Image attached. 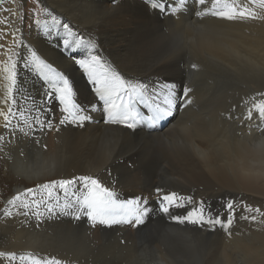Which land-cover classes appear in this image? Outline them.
I'll return each instance as SVG.
<instances>
[{
	"label": "bare ground",
	"instance_id": "6f19581e",
	"mask_svg": "<svg viewBox=\"0 0 264 264\" xmlns=\"http://www.w3.org/2000/svg\"><path fill=\"white\" fill-rule=\"evenodd\" d=\"M32 4L33 6L35 4L33 8L39 10L46 5L54 15L70 21L74 31L80 35L85 38L95 37L98 51L112 62L126 79L138 78L146 82L161 77L165 81L175 82L178 94L184 85L190 86L193 89L190 95L196 94L197 105L195 109L189 106L179 114V121L191 125L186 136L178 135L176 128L170 127L167 122L161 125L160 134L149 135L148 129L142 127L129 134L130 130L120 127L121 125L103 123L100 111L94 113L98 121L95 126L70 131L63 128L60 132L50 131L43 139L48 148L47 152L42 153V159L49 161V164L54 162L56 166L42 175L20 174L17 171L23 159L19 156L22 134L17 131L16 136L12 137L3 128L4 121L0 117V135L5 136V142L13 141L6 144L5 150L0 152V157L8 155L12 157L11 160L0 159V173L4 172L10 177L8 187L14 186L9 199L28 187H35L38 183L57 178L91 174L104 179L108 176L107 170L110 169L111 173L124 171L120 180H115L116 184L112 185L121 199L144 196L148 198L149 204H152L154 199L151 193L154 188L164 186L172 190L180 189L183 194H193L197 201L206 200L211 205L213 213L221 212L223 215L220 198L240 193L246 202L253 206H261L264 211V188L259 186L252 188L243 180L238 183L229 174L232 153L227 150L222 139L228 131L235 130L241 123L239 120H227L230 108L226 93L242 89L248 91L263 89L264 79L245 75L229 79L204 57L188 58L178 50L173 52V44L179 42V33L185 27L179 18V12L176 14L175 25L166 23L144 0H121L118 4L109 3V0H45L44 4H40L34 0ZM27 5H29L27 0H0V26H3L0 28L2 32L0 41L4 44L3 49H0V107L4 106L3 100L9 83L5 79L8 75L4 71L5 63L8 55L12 53H16L14 56L16 84L12 96L19 108L27 109V113L31 114L45 100L46 93L49 92L46 81L34 66L25 63L30 55L26 48H31L42 59L52 63L70 77L80 103L84 105L94 103L100 108L95 93L93 94L87 85L85 74L74 64V54L76 58H87V50L67 48L64 34L59 29H52L49 34H43L36 28L35 21L32 20L31 23L27 16ZM43 13V18L36 19L49 20L46 13L44 11ZM192 23L201 22L194 20ZM165 24L169 25V32L172 31V34L164 37L160 45L158 44L164 51L163 55L158 58L152 56L145 58L144 50L156 42L146 39L147 42L144 43L141 39L165 33L162 31ZM236 27L249 58L256 63H264V24ZM212 55L223 59L225 63L231 62L239 71V66L231 58L219 52H213ZM192 62L199 64L201 70H193L190 67ZM49 107L59 117L57 103L54 101ZM238 111V114L232 115H243L242 111L246 109L241 111L237 109ZM255 115L254 111L253 116ZM13 123L16 124L18 121L14 120ZM258 138L264 139L261 133L256 131L246 135L250 152L259 142ZM137 139L142 140L144 145L136 149V146L132 145L133 140ZM33 147L36 145L33 144ZM199 150L209 153L211 159L207 164L201 160ZM221 153L228 157L227 165L220 158ZM252 155L255 153L252 152ZM249 160L253 164L258 163L251 160V156ZM2 209L0 251L15 252L17 255L32 252L43 256L39 249L45 248L47 242H43L42 245V240L48 241L51 234L66 223L70 224L69 228L81 223L71 217L58 216L54 219H45L39 228L34 224L21 226L19 221L23 217L6 219L3 217ZM156 217L150 214L146 223L150 224ZM161 220L164 219L160 216L159 221ZM165 221L156 224L158 230L155 232L160 235L158 240L160 248L145 247L137 264H236V261L238 264H264V226L238 221L234 223L232 230L234 233H240L239 235L234 234L228 239L224 233L217 230L216 240L206 244L207 231L203 230L202 233L192 227ZM52 224H57L54 231H50ZM145 226L135 228L140 233ZM126 227L128 226H122L123 229ZM29 228L38 233L32 231L33 234L27 235L26 232L29 234L31 231ZM100 228L102 227L90 228L91 233ZM14 240L18 241L19 246L13 244ZM216 251L220 253L218 261L214 259ZM71 264L76 263L74 261Z\"/></svg>",
	"mask_w": 264,
	"mask_h": 264
},
{
	"label": "snow or ice",
	"instance_id": "6c2138e0",
	"mask_svg": "<svg viewBox=\"0 0 264 264\" xmlns=\"http://www.w3.org/2000/svg\"><path fill=\"white\" fill-rule=\"evenodd\" d=\"M120 2L121 0H109V3L113 4ZM37 3L44 4L45 0H37ZM151 6L166 23L175 25L177 12L184 22L185 27L179 33V42L173 44V52L178 50L188 58L204 57L229 79H237L240 75L264 79V63H256L249 58L236 27L264 24V0H152ZM41 11L50 19H35L36 14L32 13L38 30L49 34L52 29H59L64 34L67 48L87 50V58H76L74 54V64L86 74L98 97L97 103L102 102V106L97 108L94 103H80L70 77L42 59L36 51L26 48L30 55L25 63L35 67L49 88L41 105L28 114L27 109L19 108L12 96L16 84V53L8 55L4 71L8 73L5 79L9 83L3 100L4 106L0 107V117L4 121L3 128L12 137L16 136L17 131L22 134L19 156L23 159L17 169L20 174L42 175L55 168L54 162L49 164V161L42 159V153L47 152L48 148L47 144L43 143L46 134L50 131L60 132L62 128L70 131L95 126L98 124L94 116L97 111L102 113L103 123L121 125L130 130L129 134H133L140 125L147 127L149 135L160 134L161 125L165 122L170 127L174 126L178 135L186 136L189 133L191 125L179 121V114L189 106L196 108L190 95L193 92L192 87L184 85L178 94L175 82L165 81L161 77L146 82L138 78L126 79L113 63L98 51L95 37L85 38L80 35L74 31L70 21L54 15L46 5ZM194 20L201 23H192ZM3 47L4 44L0 41V49ZM213 52L231 58L239 66V71L231 62L225 63L223 59L212 55ZM190 67L196 71L201 70L200 65L195 62H192ZM54 101H58L59 117L49 107ZM243 103L249 105L243 115L227 116V120H239L241 123L235 130L228 131L226 136L222 137L227 150L232 153L229 174L238 183L243 180L252 188H264V139L258 138L259 142L252 149L255 155L249 151L246 142V135H251L253 131L261 133L264 137V91L255 92ZM137 105L146 108L148 114H142ZM14 120L18 123L14 124ZM11 143L12 140L5 142V136L0 135V152L5 150L6 144ZM33 144L36 145L35 148ZM199 155L206 164L211 159L209 153L203 150H199ZM250 156L251 160L258 163H251ZM3 158L12 159L11 155L0 157ZM220 158L225 165L229 163L225 154L221 153ZM107 171L111 176V170ZM115 183V179L109 183L91 174L38 183L35 187H28L7 199L2 209L3 217H23L19 221L21 226L34 224L36 228H39L45 219L59 216L71 217L76 222L83 220L91 228L101 226L103 229H114L117 226L144 225L151 214L180 226L212 232L219 230L228 239L234 234H240L232 230L235 222L245 221L264 226V211L261 206L246 202L242 193L220 198V208L223 212L221 215V212L213 213L206 200L197 201L193 194H183L180 189L172 190L164 186L154 188L151 193L154 199L152 204H149L148 198L144 196L121 199L112 186ZM0 264L71 262H65L56 256H40L32 252L17 255L15 252L0 251Z\"/></svg>",
	"mask_w": 264,
	"mask_h": 264
},
{
	"label": "rangeland",
	"instance_id": "374dc122",
	"mask_svg": "<svg viewBox=\"0 0 264 264\" xmlns=\"http://www.w3.org/2000/svg\"><path fill=\"white\" fill-rule=\"evenodd\" d=\"M144 2L150 7H152L151 6L152 0H144ZM32 3H34V0L33 1L27 0V4L29 5L26 6V10L28 9L27 16L31 20V23L32 20H34L31 16L32 13L36 14L35 19L44 17V13L43 11H41V8L40 10L38 8H33L35 4L33 6ZM169 28H170L169 25L165 24L162 27V31L165 33L154 36L150 35L149 37L147 36L145 39H141V41L144 40V43H146L148 39H149L148 41L156 42L153 45L147 46L148 48L144 50L143 56L144 57L146 56L145 58H149L150 56L154 58H158L159 56L163 55L164 51L161 46H158V44L160 45V41L163 40L164 37H166L169 34H172V31L169 32L170 30ZM85 80L88 83L87 85L90 87L91 92L94 94L95 93L94 88L91 84H89L86 74H85ZM236 91L239 94L238 93L236 94ZM258 91H264V88L256 89L255 91L252 90L248 91L244 89L233 90L231 91L232 93L231 92L226 93V96L229 97L227 99L230 108V112L228 113V115H232L234 113L238 114L239 111L237 112V109L240 111L242 109H247L249 105H245L243 103L244 100H246L248 97H250L252 94ZM29 93L31 95L33 94V92H29ZM94 95L96 96V94ZM192 98H193V104L196 106L197 105L196 94H192ZM96 100L98 101L97 96H96ZM55 102L58 105V101ZM99 104L100 106H102L101 102H99ZM136 107L137 109H139V111L142 114L144 115L148 114V110L144 108L142 105L141 106L137 105ZM113 126H120V125H113ZM141 127L142 129H147L145 125L138 126V129ZM143 145L144 142L142 140L140 139L133 140L132 147L136 146L137 149ZM123 173H124L123 170H120L119 172H113L111 173L110 177L108 175L107 177L102 179V181L108 180V182L110 183L113 179L120 180V176H122ZM9 178L10 177H8L6 173L4 172L0 173V209H2L6 205V200L9 199L8 197L10 196L11 191L14 190V186L13 187L7 186V184L10 183ZM159 220H160V216H157L150 222V224L149 223L147 224L145 222L146 224L144 225H146L145 226L146 228H142L141 230L142 232L140 233H138L139 230H137L135 227L132 226H128L125 229L119 226L115 227L114 229L100 228V230L96 229L93 233H91V229H90L91 227L88 224H86L83 220L81 221V223H78V225L76 224L70 228H69L70 224L66 223L59 229H56V231H54V227L57 224H52L50 231H54V233H52L50 238L47 239L48 241L45 240L41 241L42 245H44L43 242H47L45 244L47 246L45 248L41 247L39 249V252L43 256L44 255L56 256L57 258H60L65 262L75 261L76 264H137L138 259L140 258L141 255V251L145 247L146 249L148 247L149 248L155 247L156 249L160 248V245L158 244L160 235L155 232L156 230H158L156 224L159 222H163L165 220H161V221ZM29 230L31 229L29 228ZM32 231L33 230L29 231L30 232L29 234L27 231L26 234L31 235L33 233L36 234L38 233L37 231H33L32 233ZM200 231L203 233V230ZM206 233H207L206 244H209L210 242L216 240L215 239L216 231L215 232L207 231ZM52 238H56V239L50 240ZM121 241H123V243H121ZM13 244H17V246H19L18 241L15 242L14 240ZM216 252L217 253H215L214 259L215 261H218L219 260L218 255H220V253L218 251ZM236 264H238V261H236Z\"/></svg>",
	"mask_w": 264,
	"mask_h": 264
}]
</instances>
